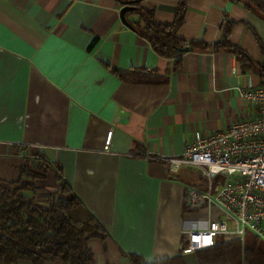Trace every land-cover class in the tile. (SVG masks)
<instances>
[{
	"label": "crops",
	"instance_id": "obj_1",
	"mask_svg": "<svg viewBox=\"0 0 264 264\" xmlns=\"http://www.w3.org/2000/svg\"><path fill=\"white\" fill-rule=\"evenodd\" d=\"M126 1L0 0V182H17L26 156L60 166L73 195L107 233L86 240L91 264L176 257L183 231L204 230L219 218L216 208L185 205L186 190L202 185L200 172L173 174L161 159L180 158L195 132L255 118L236 89L247 78L264 85L227 49L160 57L128 27L138 15L120 20ZM179 2L144 0L138 7L171 25ZM227 22L229 46L255 67L264 62V15L245 0H188L180 35L212 46ZM33 184L40 205L57 188L54 173Z\"/></svg>",
	"mask_w": 264,
	"mask_h": 264
},
{
	"label": "trees",
	"instance_id": "obj_2",
	"mask_svg": "<svg viewBox=\"0 0 264 264\" xmlns=\"http://www.w3.org/2000/svg\"><path fill=\"white\" fill-rule=\"evenodd\" d=\"M144 0L133 2L129 7L138 15L136 22L128 23L130 29L144 38L153 51L163 58L180 57V49L221 50L234 53L244 71H257L264 77V62L256 67L241 50L234 49L227 42L232 23L224 27V37L220 43L207 45L188 41L180 35L188 0H180L173 9L174 22L171 25L157 24L152 12L138 7ZM247 8L259 16L264 15V0H245ZM143 24V27L140 24ZM180 60L174 62L178 68ZM116 75L122 77L117 71ZM48 173H54L57 188L47 192L45 204L36 202L40 189L33 182L44 180ZM106 231L73 195L70 186L63 178L62 169L57 164L48 162L43 156L25 157L20 169L19 180L15 183L0 182V264H15L19 261L31 264L61 262L63 264H91L93 256L86 247L88 238L104 239ZM192 264H264V243L254 237L250 242H217L213 247L191 254ZM187 255L180 253L173 258H166L150 263H142L135 256L132 264H188Z\"/></svg>",
	"mask_w": 264,
	"mask_h": 264
},
{
	"label": "built area",
	"instance_id": "obj_3",
	"mask_svg": "<svg viewBox=\"0 0 264 264\" xmlns=\"http://www.w3.org/2000/svg\"><path fill=\"white\" fill-rule=\"evenodd\" d=\"M236 90L242 102L255 110V118L233 121L212 134L195 132L180 158L161 159L173 174L182 168L200 172L202 185L185 193L188 209L220 212L206 229L182 232L183 255L211 248L219 238L244 244L246 231L264 243V85L255 86L247 78ZM112 134L113 130L107 133L105 151Z\"/></svg>",
	"mask_w": 264,
	"mask_h": 264
},
{
	"label": "water",
	"instance_id": "obj_4",
	"mask_svg": "<svg viewBox=\"0 0 264 264\" xmlns=\"http://www.w3.org/2000/svg\"><path fill=\"white\" fill-rule=\"evenodd\" d=\"M123 5H124V8H122L119 12V15H120V20L124 23V24H127L125 22V13L128 12V11H131L132 8H130L129 6L133 3V2H122ZM129 27V26H128ZM130 28V27H129ZM189 51V48H183V49H180L179 52L180 53H187Z\"/></svg>",
	"mask_w": 264,
	"mask_h": 264
},
{
	"label": "rangeland",
	"instance_id": "obj_5",
	"mask_svg": "<svg viewBox=\"0 0 264 264\" xmlns=\"http://www.w3.org/2000/svg\"><path fill=\"white\" fill-rule=\"evenodd\" d=\"M187 211H190V210H187ZM253 238V235L251 233H249L248 231L245 232V240L246 242H250V240ZM225 238H219L218 241L219 242H225ZM186 261L188 262V264H192L191 262L193 261L192 260V256L191 254L190 255H187V257L185 258Z\"/></svg>",
	"mask_w": 264,
	"mask_h": 264
}]
</instances>
